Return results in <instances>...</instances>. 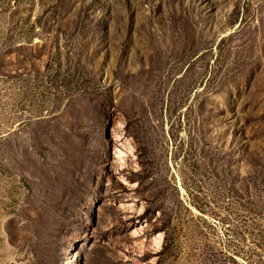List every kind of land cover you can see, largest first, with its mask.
<instances>
[{
	"label": "rangeland",
	"instance_id": "rangeland-1",
	"mask_svg": "<svg viewBox=\"0 0 264 264\" xmlns=\"http://www.w3.org/2000/svg\"><path fill=\"white\" fill-rule=\"evenodd\" d=\"M0 264H264V0H0Z\"/></svg>",
	"mask_w": 264,
	"mask_h": 264
}]
</instances>
